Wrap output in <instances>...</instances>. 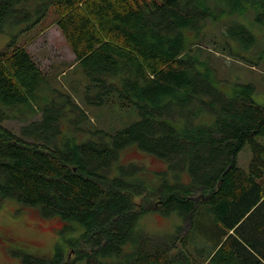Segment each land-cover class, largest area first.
I'll return each mask as SVG.
<instances>
[{"label": "trees", "instance_id": "1", "mask_svg": "<svg viewBox=\"0 0 264 264\" xmlns=\"http://www.w3.org/2000/svg\"><path fill=\"white\" fill-rule=\"evenodd\" d=\"M49 13L74 54L67 73L85 80L81 104L134 116L99 127L24 45L0 51V197L80 228L70 256L59 246L20 252L22 262L264 264V106L249 84L221 89L201 32L223 28L250 49L245 20L264 28V0H0V29ZM228 39L214 51L230 50ZM10 118L24 122L17 132L2 124ZM246 144L248 171L237 165ZM130 145L164 168L120 163ZM149 212L177 222L148 232Z\"/></svg>", "mask_w": 264, "mask_h": 264}, {"label": "rangeland", "instance_id": "2", "mask_svg": "<svg viewBox=\"0 0 264 264\" xmlns=\"http://www.w3.org/2000/svg\"><path fill=\"white\" fill-rule=\"evenodd\" d=\"M52 13L40 19L39 22L33 19L17 18L14 21L6 22L0 29V51L7 45H24L31 54L41 71L51 79V84L63 90H74L78 98L83 90L85 80L81 76H74L67 73L73 64L74 54L64 40L59 28L52 23ZM245 24L254 37L253 46L242 49L241 43L228 39L223 34V28L207 25L202 28L203 44L212 49L206 56L210 60V67L213 68V76L222 80L220 87L229 90L230 83L249 84L252 86L251 98L255 103L264 106V28H258L251 20L246 19ZM222 39H228L230 50L214 51L220 46ZM205 58V54L202 55ZM223 90V89H222ZM78 103L81 104L78 98ZM91 122L105 129L122 126L126 119H132L134 112L114 113L106 108L85 107ZM101 115V119L95 121L93 114ZM38 115V114H37ZM37 115L36 118H37ZM104 115V116H103ZM117 115H119L117 117ZM24 122L14 118L4 119L2 124L13 131H18L19 126ZM257 140L264 143V137L258 136ZM252 159V150L249 144L244 145L237 154V165L248 171ZM120 163L137 162L142 164L147 173L159 171L164 164L156 158L138 151L135 146L130 145L124 148L119 157ZM262 186H264L263 177ZM177 222L174 216H162L158 212H149L139 220V227L154 233H167ZM64 221L58 216L44 217L39 213L38 206H24L14 198L0 197V264H24L20 252H26L35 256L46 254L50 256L59 246L64 247L69 240L79 238L80 228L77 224L69 230H62ZM67 246V245H66ZM65 246V247H66ZM73 251L65 249V254L70 256Z\"/></svg>", "mask_w": 264, "mask_h": 264}]
</instances>
